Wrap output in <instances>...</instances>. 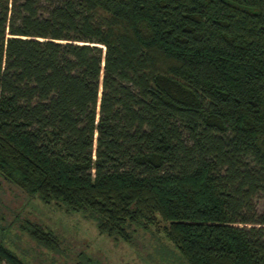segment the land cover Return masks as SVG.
<instances>
[{"label": "trees", "instance_id": "16d2710c", "mask_svg": "<svg viewBox=\"0 0 264 264\" xmlns=\"http://www.w3.org/2000/svg\"><path fill=\"white\" fill-rule=\"evenodd\" d=\"M0 180L181 264H264V0H0Z\"/></svg>", "mask_w": 264, "mask_h": 264}, {"label": "rangeland", "instance_id": "374dc122", "mask_svg": "<svg viewBox=\"0 0 264 264\" xmlns=\"http://www.w3.org/2000/svg\"><path fill=\"white\" fill-rule=\"evenodd\" d=\"M0 214L6 237L31 264H181L170 244L153 227L135 228L128 244L99 234L93 221L81 212H66L62 206L27 198L1 180ZM24 219L49 229L59 239V247L45 249L29 239L18 227Z\"/></svg>", "mask_w": 264, "mask_h": 264}]
</instances>
